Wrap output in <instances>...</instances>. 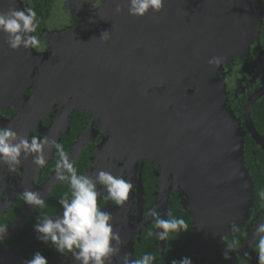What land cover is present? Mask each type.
Here are the masks:
<instances>
[{
    "label": "flooded vegetation",
    "instance_id": "af4514ba",
    "mask_svg": "<svg viewBox=\"0 0 264 264\" xmlns=\"http://www.w3.org/2000/svg\"><path fill=\"white\" fill-rule=\"evenodd\" d=\"M23 1L29 2L36 12L31 0ZM260 1L263 12L258 38L255 37L244 56L220 64L213 72L210 70V88L206 91L208 103L216 105L221 116L218 123L222 135L230 133L233 113L235 135L244 139V170L254 188V198L249 202L245 196L231 195L229 185L222 193H214L206 180L185 169L188 162L169 141L134 137V132L141 133V127L139 123L130 125L132 114L127 106H105L101 97L97 108L89 109L83 104L82 92L63 93L53 87L49 91L40 89L44 81L41 77L47 80L51 76L47 74L49 69L63 68L59 61L36 64L25 96L20 95V104L0 109V127H10L29 139L33 136L55 139L64 146L78 175L103 170L131 182L132 189L124 206H115L107 199L106 192L98 197V207L111 213L110 222L114 233L119 235L120 252L111 264H122L125 253L130 254L129 259L149 253L155 257L152 264H172L173 260L184 257L190 258L192 264H229L248 245L249 250L235 264H258L253 233L256 225L264 222V0ZM49 2L47 26L41 30L38 26L34 33L40 41L35 50L44 54L55 50L56 38L52 33L79 24L98 10L102 1ZM63 10H68L72 18L50 29L49 21H63ZM36 18L41 21L37 12ZM61 62L66 70L68 60L62 58ZM194 75L185 77L183 84L196 81ZM197 87L198 84L190 83L188 89L176 92L173 97L191 93L195 96ZM130 126L140 128L132 132ZM166 153L171 157L170 162ZM57 159L53 149L43 168H38L31 157L22 159L14 173L9 172L6 164H0V228L7 229L0 239V264H25L36 252L45 256L48 264H77L71 253L59 254L50 244L38 240L34 228L41 214L52 217L62 214L58 201L71 194L69 182L57 179ZM169 167L172 168L171 178H167L170 188L164 183ZM97 187L99 190L103 186ZM24 190L39 192L45 198V207L37 209L25 204L20 198ZM152 208L163 219H183L187 230L170 232L166 240H159L155 235L159 231L155 228V218L148 216ZM224 237L228 242L239 240V249L231 253L230 260L223 256Z\"/></svg>",
    "mask_w": 264,
    "mask_h": 264
},
{
    "label": "water",
    "instance_id": "95a60500",
    "mask_svg": "<svg viewBox=\"0 0 264 264\" xmlns=\"http://www.w3.org/2000/svg\"><path fill=\"white\" fill-rule=\"evenodd\" d=\"M117 6L123 11L117 13ZM262 7L260 0H165L162 11L134 17L127 0H105L79 24L52 33L55 50L45 54L23 47L12 50L0 32V109L20 104L36 64L59 61L63 68L49 69L51 76L41 77L40 89L82 92L89 109L97 108L101 97L105 106H127L134 116L130 125L141 127L136 134L140 127L130 126L134 137L169 141L188 162L185 169L206 180L214 193L229 185L231 195L245 196L249 202L254 188L244 170V139L235 135L233 113L230 133L222 135L221 116L217 106L208 103L206 91L210 70L244 56L258 38ZM12 8L32 9L23 0H0V12ZM104 31L110 32L106 41L100 40ZM212 57H220L219 65L208 63ZM62 58L68 60L66 70ZM188 75L197 80L183 84ZM175 81L181 86H172ZM193 82L198 84L197 95L173 97ZM165 156L170 162L169 154ZM171 169L164 180L171 178ZM169 182L164 181L168 188ZM249 247L229 264L237 263Z\"/></svg>",
    "mask_w": 264,
    "mask_h": 264
},
{
    "label": "clouds",
    "instance_id": "9594fccd",
    "mask_svg": "<svg viewBox=\"0 0 264 264\" xmlns=\"http://www.w3.org/2000/svg\"><path fill=\"white\" fill-rule=\"evenodd\" d=\"M165 0H127L128 13L134 17H144L150 10L162 11ZM117 13L123 9L117 6ZM39 21L36 12L31 8H12L7 12H0V32L7 37V43L12 50L23 48L37 49L40 41L36 32ZM108 31L101 34L100 40L109 38ZM210 65H219L220 57L209 59ZM55 150L58 159L56 162V176L58 180H67L70 184L71 194L65 195L58 203L62 206V214L55 217L43 215L37 217L34 225L37 239L44 244H50L57 253L72 254L77 264H111L112 258L120 252L119 235L114 233L111 213L98 207V197L104 196L111 200L115 206H124L129 199L132 189L130 181L114 176L103 170L78 175L74 163L70 160L64 146L55 139L33 136L31 139L20 136L10 127H0V164H6L9 172L14 173L22 159L31 157L32 162L43 168L48 160V154ZM103 186L99 188L97 186ZM20 198L25 204L37 209L45 207V198L39 192L24 190ZM149 217L155 218V235L159 240H166L170 232L187 230L183 219H163L156 208L148 212ZM7 229L0 228V239ZM256 238L258 264H264V222L256 225L253 233ZM115 241V243H113ZM225 260L232 258L231 253L239 249V240L228 242L224 237ZM130 254L123 255L122 264H152L155 257L145 253L142 258L129 259ZM25 264H48V260L40 252L25 261ZM172 264H192V260L184 257L180 261L173 260Z\"/></svg>",
    "mask_w": 264,
    "mask_h": 264
},
{
    "label": "trees",
    "instance_id": "16d2710c",
    "mask_svg": "<svg viewBox=\"0 0 264 264\" xmlns=\"http://www.w3.org/2000/svg\"><path fill=\"white\" fill-rule=\"evenodd\" d=\"M33 3V6L36 8V12H37V16L38 19L41 20L39 22L40 25L39 26V30H41V28H44L47 26L46 19L48 18L49 14V0H31ZM51 1V0H50ZM75 134V133H74Z\"/></svg>",
    "mask_w": 264,
    "mask_h": 264
},
{
    "label": "rangeland",
    "instance_id": "374dc122",
    "mask_svg": "<svg viewBox=\"0 0 264 264\" xmlns=\"http://www.w3.org/2000/svg\"><path fill=\"white\" fill-rule=\"evenodd\" d=\"M58 1L59 2H62L63 0H58ZM101 1H102L101 2V6L98 7L99 9L102 8L104 6V3H105V0H101ZM58 7L60 9H62L61 4H59ZM54 11H55V8H54ZM63 12H65V16H62L63 17V21L62 22H55V21H51V22L49 21L48 22V24H49L48 26H49L50 29H53L54 27L58 26L57 24H59V23H65L67 21V19H71L72 18V15L70 14V12H68V10H63ZM6 101H8V100H6Z\"/></svg>",
    "mask_w": 264,
    "mask_h": 264
}]
</instances>
